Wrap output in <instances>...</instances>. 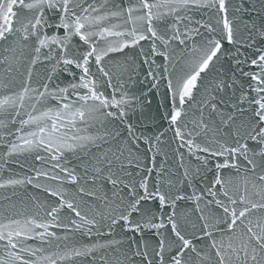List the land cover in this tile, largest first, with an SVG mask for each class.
<instances>
[{"label":"snow or ice","instance_id":"obj_1","mask_svg":"<svg viewBox=\"0 0 264 264\" xmlns=\"http://www.w3.org/2000/svg\"><path fill=\"white\" fill-rule=\"evenodd\" d=\"M0 264H264V0H0Z\"/></svg>","mask_w":264,"mask_h":264}]
</instances>
